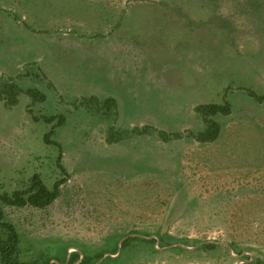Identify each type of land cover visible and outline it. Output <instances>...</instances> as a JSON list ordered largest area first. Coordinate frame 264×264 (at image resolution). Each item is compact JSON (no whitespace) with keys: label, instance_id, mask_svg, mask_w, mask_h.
<instances>
[{"label":"rangeland","instance_id":"obj_1","mask_svg":"<svg viewBox=\"0 0 264 264\" xmlns=\"http://www.w3.org/2000/svg\"><path fill=\"white\" fill-rule=\"evenodd\" d=\"M35 174L24 262L264 264V0H0V194Z\"/></svg>","mask_w":264,"mask_h":264},{"label":"trees","instance_id":"obj_2","mask_svg":"<svg viewBox=\"0 0 264 264\" xmlns=\"http://www.w3.org/2000/svg\"><path fill=\"white\" fill-rule=\"evenodd\" d=\"M18 92H21L17 86L15 87ZM27 93L36 99L38 92L36 90H29ZM13 103H16L13 102ZM208 113L215 115L218 113L229 114L231 111L230 105H209L205 107ZM210 130L207 131L206 139L204 141H214L220 133V125L216 122H210ZM50 135L45 137L47 144L57 145L58 143L50 140ZM59 166H61V155L59 156ZM63 169V168H62ZM61 182L56 183L53 189H50L39 174H35L30 182V185L25 190H17L12 194H0V232H3V236L0 238V262L1 264H51V260H47L44 263H29L21 260V237L17 227L6 219V214L3 205L23 208L31 206L34 208L44 209L52 205L60 194ZM129 240H125L122 243V247H126L129 244ZM103 254L96 256V259H100ZM58 261V260H57ZM60 261V260H59ZM94 259L91 257H84L78 253L72 254L66 264H92Z\"/></svg>","mask_w":264,"mask_h":264}]
</instances>
